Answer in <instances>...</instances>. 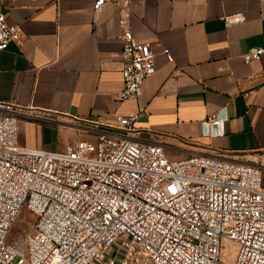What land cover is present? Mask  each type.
Masks as SVG:
<instances>
[{"label": "built area", "instance_id": "obj_1", "mask_svg": "<svg viewBox=\"0 0 264 264\" xmlns=\"http://www.w3.org/2000/svg\"><path fill=\"white\" fill-rule=\"evenodd\" d=\"M108 1L92 0L94 21ZM118 1L117 99L137 103L108 126L120 133L83 120L87 138L63 149L23 146L19 115L35 111L0 101V264H221L222 241L235 246L232 264H264V167L201 154L172 159L135 139L137 120L148 114L141 85L155 72V53L132 34L130 0ZM21 41L0 11V51ZM161 53L173 60L168 48ZM263 54L255 46L242 60ZM225 119L221 111L206 116L203 133L222 134ZM23 210L34 226L19 251L6 236Z\"/></svg>", "mask_w": 264, "mask_h": 264}, {"label": "crops", "instance_id": "obj_2", "mask_svg": "<svg viewBox=\"0 0 264 264\" xmlns=\"http://www.w3.org/2000/svg\"><path fill=\"white\" fill-rule=\"evenodd\" d=\"M0 11L22 34L0 51V101L35 111L19 115V143L63 149L83 120L120 133L108 126L137 103L117 99L119 1L106 2L95 21L92 0H0ZM235 15L241 20L226 21ZM127 20L155 53V72L141 85L148 114L137 120L135 139L172 159L201 154L264 167V54L242 60L264 46V1L130 0ZM219 111L222 134H204L201 121Z\"/></svg>", "mask_w": 264, "mask_h": 264}, {"label": "rangeland", "instance_id": "obj_3", "mask_svg": "<svg viewBox=\"0 0 264 264\" xmlns=\"http://www.w3.org/2000/svg\"><path fill=\"white\" fill-rule=\"evenodd\" d=\"M82 138H87L86 134L83 130H78L75 132V134L70 136V139L68 141L63 137L64 140L62 145H64L65 147L68 144H74ZM33 226V216L28 211L23 210L18 214L15 221L13 222L6 236V241L15 249L22 251L23 238L33 230ZM234 251L235 246L233 244L227 241H222L220 251L221 264H232Z\"/></svg>", "mask_w": 264, "mask_h": 264}]
</instances>
